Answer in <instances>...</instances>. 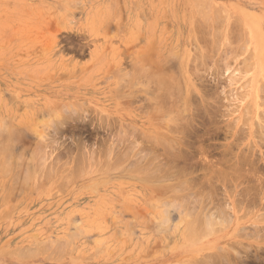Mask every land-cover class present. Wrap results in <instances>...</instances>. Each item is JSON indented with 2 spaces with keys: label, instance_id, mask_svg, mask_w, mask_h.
Here are the masks:
<instances>
[{
  "label": "rangeland",
  "instance_id": "1",
  "mask_svg": "<svg viewBox=\"0 0 264 264\" xmlns=\"http://www.w3.org/2000/svg\"><path fill=\"white\" fill-rule=\"evenodd\" d=\"M204 1L208 2L206 5L204 3L205 6L202 4L203 0H199L204 9L200 11L197 6L199 2L196 4L195 0H0V144L4 146L3 142L7 139L4 137L12 130L18 135L16 137L17 135L9 131L18 140L14 145L19 146H11L9 153L12 155L7 154L10 157L0 154V264H211L212 258L220 253L218 249L228 259L234 256L230 259L235 260L231 264H264V200L262 207L258 200L259 193H256L260 192L258 186L251 189L252 192L248 191L255 182L254 178L244 173L249 177L248 180L244 179V175L243 178H238L223 174L218 176L223 180L216 179L217 175L215 174V178V175L211 177L205 168L207 163L215 165L219 160L223 165L221 159H224L223 162H231L238 153L239 156L244 155L247 158L248 153L252 154L249 159L258 161L255 163L258 168L264 164V119L259 114L264 112H261L264 110V42L261 41H264V0ZM195 9L197 14L200 13L199 17L194 14ZM205 13L207 17H204ZM218 14L220 15L217 17ZM198 19L206 24H201ZM144 71L153 73L154 77L156 72L163 71L169 79L176 83L179 81L181 94L175 92L180 95L176 98L179 104L180 100L184 104L183 100L187 97L188 108L185 111V104L173 106L177 101H171L172 98V106L175 110L179 107L181 112H175L169 103L165 105L169 104L168 112L171 109L175 114L181 113L176 115L192 126L189 131L193 133L188 132L190 137L187 138L188 133L184 130L186 136L181 135L185 137L180 143L187 145L181 146V152L194 158L183 157L185 155L181 153L182 158L186 159H177L188 161L183 164L171 158L168 166V159L162 158L166 162L165 169L168 173L171 169L174 173L184 172L185 174L179 173L180 176H185L183 179L182 176L178 179V176L173 180L175 176L172 173L171 179L169 173V178L162 179L164 182L161 179L146 180L144 177L145 180H142L143 170H135L137 167L134 166L139 164L135 160L145 155L141 150L147 147V141L140 136L150 133L158 122L154 117L157 107L151 113L154 106L151 107L149 100L150 91L155 89L149 83L154 84L155 80L146 84L147 80L144 79L147 76L142 74ZM143 76L145 77L142 78ZM186 89L193 94H189ZM176 94L172 97L175 98ZM67 108H74L75 111L77 109L78 118L70 121L69 118L72 117H69L68 123L64 120L66 122L61 127L62 134L55 135L52 125H56L59 116L68 114ZM72 109L70 111L73 112ZM166 113L163 119L167 121ZM149 118L153 120L149 121ZM51 120L54 121L52 124ZM100 120L111 124V129H99ZM169 125L171 126L170 123ZM188 125L184 127H190ZM119 126L123 127V131L129 130L131 134L136 132V136L139 133L137 137L140 139L135 138L134 141L127 136L131 140L128 142L127 139L120 138L122 135L117 134ZM258 126H263V129ZM130 129L134 130L133 133ZM44 133L49 140L37 136ZM54 138L55 146L51 143ZM102 139H106L105 142ZM39 141L42 143L39 146L40 151L35 147ZM77 141L79 144H76ZM132 141L134 144L136 142L135 146ZM45 143L51 146L48 147ZM128 146L142 148V155L135 156L136 148L131 150ZM79 147H84V153H89H85L86 156L94 153L93 159L87 160L85 158L88 156H84V160L80 161L77 157L80 156ZM179 147L180 145L175 146L177 149ZM109 148L113 153H110V158L106 155ZM227 148H230L229 153ZM223 151H227V155ZM120 152H124L128 158L124 155V161H112V164L110 159L114 160L115 155ZM179 153L172 157L179 156ZM41 154L47 156L45 155L44 162L41 161L42 165L37 163L41 166L38 167L36 160L40 161L38 158ZM160 154L162 155V151ZM165 155L168 154L161 157H166ZM172 160L176 163H172ZM106 163H109V167ZM220 164H217L218 168H222ZM245 167L247 171L249 168ZM203 170L209 176L206 177ZM259 170L256 175L264 179V171L262 173ZM44 172L47 173L43 174ZM178 172L175 174L179 175ZM204 176L213 178L214 182L208 179L213 187L207 184L213 191L208 190V187L201 188ZM193 178L195 182L201 178L198 181L200 184H195V189L199 187L200 192H203H199V195L205 200L204 204L208 203L206 197L207 200L211 199L209 203L215 199L211 206L214 204L222 208L224 218H217L218 223L211 233L204 232L202 227L201 234L195 236L193 233V238L189 236L191 240L186 239L187 232L183 231L186 229L185 224L195 214H191V218L185 217L187 221L185 218L180 220V217L182 211L185 215L186 212L197 213L199 210L200 202L195 206L198 210L192 206L197 204V199L196 203L194 200L192 203L189 201L192 195H189V200L188 196L185 197L192 191L190 188L193 185L189 187L188 184L193 183ZM219 179L221 182L226 179L227 182H222V186ZM179 181H183V186L187 183L189 191L182 193L186 190L183 188L185 190L181 191L183 186L176 190ZM169 182L173 183L171 188L174 187V182L177 183L173 199L172 192H164V187L160 186L165 183L168 185ZM235 184L238 186L233 189ZM225 185L232 189L229 193L235 191L232 195L236 200L240 197L241 203L246 201L242 205L239 203L240 209L235 207L233 211L231 204L229 203L230 207L227 204V201L233 202L234 197L230 194L229 197L233 199L228 197L227 200L229 193L226 192L228 189ZM247 186L251 187L246 190ZM222 192L226 193V197ZM236 192H240L241 196ZM180 193L185 198H180ZM199 195L194 193V196ZM210 195H213L212 198ZM174 197L180 198L181 205L182 202H191V209L196 211L188 209L189 204H186L184 210L180 208L185 204H177L179 211L182 210L180 214L174 207L179 198ZM199 198L197 201L203 204L204 201ZM253 199H257L256 203ZM168 200L170 202L166 204ZM170 203L174 206H167ZM246 203L249 205L246 206ZM185 208L188 211L185 212ZM201 213V217H204L205 211ZM236 218L240 219L236 221ZM162 219L168 220L164 222ZM258 228H262V231L259 232ZM238 246L240 253L235 249ZM240 246L244 247L240 249ZM223 248H227L226 252L229 249V252H224ZM237 254L240 255L239 258Z\"/></svg>",
  "mask_w": 264,
  "mask_h": 264
},
{
  "label": "bare ground",
  "instance_id": "2",
  "mask_svg": "<svg viewBox=\"0 0 264 264\" xmlns=\"http://www.w3.org/2000/svg\"><path fill=\"white\" fill-rule=\"evenodd\" d=\"M195 1H197L196 4L199 2V0H195ZM200 1H201V0H200ZM208 1H209V0H208ZM206 2H207V1H206ZM206 2L203 0V3H202V2H201V3H202L203 5H204V3H205V5H206ZM207 4H208V2H207ZM199 5H200V2H199ZM199 5L197 4V6H198V10L201 11V9H202L201 6H203V5H200V7H201L200 9H199ZM205 5H204V6H205ZM197 6L195 5V8H196V9H197ZM207 6H208V5H207ZM203 8H204V7H203ZM208 8H209V6H208ZM196 9H195L194 14H195L196 12H198V11H196ZM203 10H204V9H202V11H203ZM200 11H199V12H200ZM205 11L207 12V10H205ZM205 11H204V12H205ZM201 13H202V12H201ZM213 13H216V14H217V12H213ZM194 14H193V16H194ZM196 14H197V13H196ZM198 14H200V13H198ZM198 14H197V16H198ZM205 14H206V15H204V17H205V16L207 17V13H205ZM201 15H202V14H201ZM201 15H200V17H201ZM219 15H220V14H218L217 17H218ZM197 16H196V17H197ZM198 17H199V16H198ZM202 17H203V15H202ZM208 18H209V17H208ZM213 18H214V17H213ZM200 19H201V18H200ZM200 19H198V20H200ZM202 19H203V18H202ZM204 19H206V18H204ZM215 20H216V19H215ZM203 21H204V20H203ZM195 22H196V20H195ZM201 22H202V20H200V23H201ZM205 22H206V21H205ZM214 22H215V21H214ZM219 22H220V20H219ZM202 23H204V22H202ZM202 23H201V24H202ZM208 23H209V22H208ZM216 23H217V22H216ZM204 24H206V23H204ZM197 25H198V24H197ZM193 26H194V25H193ZM210 26H211V25H210ZM195 27H196V26H195ZM204 27H205V26H204ZM193 28H194V27H193ZM206 28H207V27H206ZM195 29H197V27H196ZM254 29H255V28H254ZM199 31H200V30H199ZM205 31H206V30H205ZM208 31H209V30H207L206 32H208ZM202 32H203V31H202ZM260 33H261V32H260ZM207 34H208V33H207ZM194 35H195V33H194ZM197 35H198V34H197ZM203 36H204V35H203ZM207 36H208V35H207ZM200 37H201V36H200ZM260 40H261V39H260ZM258 41H259V40H258ZM261 41L264 42L263 39H262ZM141 54H142V53H141ZM195 56H197V55H195ZM198 56H199V55H198ZM206 56H207V55H206ZM201 58H203V57H201ZM201 58H200V59H201ZM194 59H195V58H194ZM191 60H192V59H191ZM201 60H202V59H201ZM203 60H204V59H203ZM134 68H135V66H134ZM149 71H150V70H149ZM149 71H148V72H145V71H144V73H142V74L145 75V76H147V77L144 79L145 81L147 80V81H146V84H147L149 81L151 82V80H152V81L155 80V81H154V84H153V82H152V83H149V84H151V86H155V89H153L154 87L152 88L154 91H152V90L150 91V97H149L150 99H149V100H150V102H151V104H152V106H151V105H150V106H151V107L154 106V108H151V110H150L151 113H152L153 110L156 109L155 107H157V109H156L157 113H156V115H155L154 117L156 118L155 121H158V122H157L156 126H154V127H155L154 129H151V126H152V125L150 126V129H151V132H150V133L147 132L148 134H146V135H145V134H144V135L142 134V136H140V137L142 138V140H143V138H144V140L147 141V147L145 146L146 148L143 149V150H141V149H142L141 147H140L141 149L134 147L135 144H136V142H135V144H134V141H136V140H134V139H135V138H136V139H138V138L140 139V137H137V136H139L140 134L137 132L138 134H137V136H136V135H135L136 132L133 133L134 130L132 131L131 129H130V130L132 131V133H133L134 135L131 134V132H130L129 130H127L128 132H127L126 130L123 131V130H122V128H123L122 126H123V125H122V126H119V128H118L119 130H118V133H117V134H118V135H119V134L122 135V136H120V138L122 137L124 140L127 139V136H130L129 139L134 140V141H132L134 146H128V149H129V147L131 148V150L136 148V150H137L136 153H137V154L135 153V154H136L135 156H137V155L141 156L142 153L145 152V155L143 154V156H141V159L138 160L137 158H140V157H137V158H136L137 161L135 160V162H138V163H139V164H138L139 166H138V165L134 166V167H137V168H135L136 171H137V169H142V170H143V171H141V173L143 174L142 178H143V177H144L145 179H146V178H147V179L151 178V179H154V180H157V181H158L159 179H161V180L163 179V180H164L165 177H168V176H169V173H170V178H171V174L173 173L172 176H175V177H173L174 179H173V178H171V179L175 180L178 176H179V177H178V179H179V178L182 176V175L180 176V174H185V173H184V172H183V173H180L181 171H180V172L177 171L178 174H179V173H180V174H179V175H176L175 173H177V172H175V173H174V172H171L172 169H171V171H169V173H168V170L165 169V167H166L165 163H166V162H163V161H164L165 159H168V162H167V163H168L167 166H168V165H169V161H171V158H172V159L175 158L174 160H176L177 158H178V159L180 158V160H185V159L187 158L186 156H189V154H187V153H186L187 155H186L185 153H182V152H183V151H182L183 149H181V146H182V147H183V146H187V145H185L186 143L183 142V143H184V145H183V143H180V142H181V141H184V137L186 136V134H184V133H186V132H187V133H188V132H189V133H190V132L193 133L192 131H189V130H191L192 126H191V125H188V124L186 123L187 120L184 121L185 119H181L179 116H177V115L181 114V113L177 114L178 111L181 112V110H178L179 107H177V110H175V107H173V106H175V105H176V106H178V105H180V106H181V105L184 106V104H185V107L183 108V110H184L185 108H188V107H186V103H187L186 98H187V97H185L184 100H183V101H184V104H182V101L179 99V100H180V104H179V102L177 101L176 98H179V97H177V96H180L179 94H181V91H180V88H181V87L179 88V86H180L179 83H180V82L177 81V83L179 82V83L177 84L176 82H174L173 80H171V78L169 79V77H168L167 75H165L163 71H158V73L156 72L155 77L153 76L154 74H153V73H149ZM150 72H151V71H150ZM171 72H172V71H171ZM145 73H148V74H145ZM179 73H180V71H179ZM187 73H188V72H187ZM132 74H133V73H132ZM152 74H153V75H152ZM182 74H183V73H182ZM148 75H149V76H148ZM150 75H152V76H150ZM119 76H120V74H119ZM132 76H133V75H132ZM134 76H135V75H134ZM145 76H143L142 78H144ZM173 76H174V75H173ZM183 76H184V75H183ZM136 77H137V75H136ZM148 77H150V79H149ZM117 78H118V77H117ZM129 78H130V77H129ZM172 79H173V78H172ZM118 80H119V79H118ZM121 80H122V79H121ZM134 80H135V79H134ZM134 80H133V81H134ZM119 81H120V80H119ZM123 81H124V80H123ZM126 81H127V80H126ZM133 81H132V82H133ZM136 81H137V80H136ZM139 81H140V80H139ZM142 81H143V80H142ZM175 81H176V80H175ZM180 81H181V80H180ZM181 82H182V81H181ZM127 83H128V82H127ZM130 83H131V82H129V84H130ZM137 83H138V82H137ZM139 83H140V82H139ZM184 83H185V82H184ZM193 83H194V82H193ZM134 84H136V83H134ZM187 84H188V83H187ZM121 85H122V84H121ZM127 85H128V84H127ZM132 85H133V84H132ZM142 85H143V84H142ZM178 85H179V86H178ZM181 85H182V84H181ZM263 85H264V84H263ZM118 86H119V85H118ZM133 86H134V85H133ZM136 86H137V85H136ZM136 86H135V87H136ZM187 86H188V85H187ZM259 86H260V85H259ZM259 86H258V87H259ZM138 87H139V86H138ZM141 87H142V86H141ZM188 87H189V89L191 90V85H190V84H189ZM188 87H187V88H188ZM261 87H263V86L261 85ZM261 87H260V88H261ZM120 88H121V87H120ZM123 88H124V87H123ZM125 88H126V87H125ZM260 88H258V89L261 90ZM150 89H151V88H150ZM189 89H188V90H189ZM136 90H137V89H136ZM148 90H149V89H148ZM182 90H183V88H182ZM186 90H187V89H186ZM188 90H187V91H188ZM263 90H264V88H263ZM117 91H118V90H117ZM126 91H127V90H126ZM126 91H125V92H126ZM183 91H184V90H183ZM191 91H192V90H191ZM191 91H188V93L192 95L193 93H192ZM123 92H124V91H123ZM175 92H176V93H179V92H180V93L177 95ZM193 92H194V91H193ZM200 93H202V92H200ZM256 93H257V91H256ZM259 93H260V92H259ZM175 94H176V97L173 98V97L175 96ZM195 94H197V93H195ZM261 94H262V92H261ZM139 95H140V94H139ZM182 95H183V97H184V96H185V93H183ZM172 96H173V97H172ZM258 96H259V95H258ZM120 97H121V96H120ZM129 97H130V96H129ZM183 97H182V99H183ZM192 97H193V96H192ZM263 97H264V96H263ZM134 98H135V97H134ZM144 98H145V97H144ZM171 98H172L173 100H171ZM190 98H191V97H190ZM190 98H189V99H190ZM260 98H262V97H260ZM127 99H128V97H127ZM130 99H131V98H130ZM146 99H147V98H146ZM146 99H145V100H146ZM174 99H176V100H174ZM198 99H199V98H198ZM203 99H204V98H203ZM203 99H201V100H203ZM131 100H132V99H131ZM170 100L173 101V102H175V101H177V102H175L176 104L173 103V106H172V102H171ZM256 100H257V97H256ZM260 100L263 101L264 99H263V100L260 99ZM142 101H143V100H142ZM168 101H169V102H168ZM188 101H189V100H188ZM191 101H192V100L190 99L189 102H191ZM203 101H204V100H203ZM205 101H206V100H205ZM257 101H258V100H257ZM121 102H122V100H121ZM148 102H149V101H148ZM127 103H129V105H130V102H129V101H128ZM143 103H144V102H143ZM146 103H147V102H146ZM166 103L171 104V106H172V107L170 106L171 109L175 110V112H177V113H176L177 115L175 114V112H171V111H172L171 109H170V111L168 112V110H169L168 108H169V107H167V106H168L169 104L165 105ZM177 103H178V104H177ZM203 103H204V102H203ZM263 103H264V102H263ZM58 104H59V103H58ZM131 104H132V102H131ZM207 104H208V103H207ZM209 104H210V103H209ZM209 104H208V105H209ZM259 104H260V103H258V106H259ZM261 104H262V103H261ZM52 105H53V104H52ZM121 105H122V104H121ZM262 105H263V104H262ZM69 106H70V105H68V108H69ZM77 106H78V104H77ZM77 106H76V107H77ZM126 106H127V105H126ZM130 106H131V105H130ZM143 106H144V105H143ZM163 106H164V108H167V110L164 109ZM58 107H59V105H58ZM123 107H124V106H123ZM146 107H147V106H146ZM161 107H162V108H161ZM199 107L201 108V106H199ZM205 107H206V106H205ZM263 107H264V106H263ZM61 108H62V107H61ZM68 108H67V109H68ZM132 108H133V107H132ZM138 108H139V107H137V109H138ZM143 108H144V107H143ZM208 108H209V107H208ZM71 109H72V108H71ZM71 109H68V111H67L68 114L65 113V114H62V117L59 116V117H58V120H56L58 115L56 116V119H54V120H56V125H52V126L55 128V129H53L54 131H52V132H54L55 135L62 134V128H63V125H64V123H65L66 121H67L66 123H68V122H69V119H70V121H72L74 118H78V117H77V116H78V115H77L78 113H76L77 109L75 108V109H76V111H75V110H73V109H74V108H73V109H72L73 112L70 111ZM152 109H153V110H152ZM162 109H163V110H162ZM201 109H202V108H201ZM260 109H261V108H260ZM64 110H65V109H64ZM143 110H144V109H143ZM146 110H147V108H146ZM164 110H165V112H164ZM185 110H186V109H185ZM185 110H184V111H185ZM202 110H203V109H202ZM205 110H207V109H205ZM258 110H259V109H258ZM79 111H80V109H79ZM144 111H145V110H144ZM148 111H149V109H148ZM263 111H264V110H262L261 112H263ZM77 112H78V111H77ZM166 112H167V113H166ZM182 112H183V111H182ZM203 112H204V111H203ZM205 112H207V111H205ZM140 113H141V112H140ZM154 113H155V112H154ZM165 113H166L167 121H166L165 118H164L165 120L163 119V116L165 117ZM168 113H169V114L171 113V115H169ZM172 113H174V114H172ZM263 113H264V112H263ZM263 113H259V114H261V116H262L263 119H264V114H263ZM74 114H76V116H75ZM59 115H61V114L59 113ZM63 115H64V116H63ZM153 115H154V114H153ZM150 116H152V115H150ZM167 116H168V117H167ZM169 116H173V117H170V118H169ZM201 116L204 117L203 115H201ZM69 117H72V118H69ZM54 118H55V117H54ZM66 118H67V119H66ZM68 118H69V119H68ZM179 118L181 119V121L179 120ZM150 119H151V118H149V121H150ZM259 119H260V118H259ZM64 120H66V121H64ZM152 120H153V118L151 119V121H152ZM163 120H164V121H163ZM182 120H183V121H182ZM30 121H31V120H30ZM51 121H52V120H51ZM178 121H179V122H182V123H179ZM203 121H204V120H203ZM53 122H54V121H52L51 124H52ZM165 122H166L167 124H164ZM184 122H185V123H184ZM187 122H188V121H187ZM189 122H190V121H189ZM200 122H201V121H200ZM258 122H260V120H259ZM99 123H100V124H99V127H98L99 129H100V128H101V129L104 128V129H109V130H110L111 127H112V125L109 124V123L106 122V121H101V120H100ZM169 123L171 124V126H170V125L168 126ZM177 123H179L180 125H179V124L177 125ZM120 124H121V123H120ZM186 124H187L188 126H190V127H187V128H189V129L185 128V127L187 126ZM189 124H190V123H189ZM200 124H202V123H200ZM118 125H119V124H118ZM163 125H164V126L166 125V126H165L166 128H165ZM260 125H261V124H260ZM124 126H125V125H124ZM184 126H185V127H184ZM263 126H264V123H263ZM263 126H262V127H263ZM5 127H6V125L4 126V128H5ZM61 127H62V128H61ZM125 127H126V126H125ZM129 127H130V126H129ZM152 127H153V126H152ZM167 127H168V128H167ZM169 127H170V129H169ZM201 127H202V126H201ZM258 127H261V126H258ZM262 127H261V129L264 128V127H263V128H262ZM1 128H2V127H1ZM9 128H10V127H9ZM126 128H127V127H126ZM164 128H165V129H164ZM196 128H197V127H196ZM2 129H3V128H2ZM51 129H52V128H51ZM124 129H125V128H124ZM136 129H137V128H136ZM166 129H167V130H166ZM259 129H260V128H259ZM0 130H1V129H0ZM7 130H8V129H7ZM164 130H166V131H164ZM184 130H185L186 132H184ZM187 130H188V131H187ZM9 131L11 132L12 130H9ZM9 131L6 133V134H7L6 136H5V134H4V136H5L4 138L6 139V137H7V139L5 140V142H3V143H5L4 146H2L3 144H2V145L0 144V145H1V146H0V152H1L0 154L3 153V155L5 154L6 157H7V156L10 157V156L12 155L11 152L9 153V150H12L13 146H15V145H14L15 142H18V140L15 139L16 137H18V135L15 134V133L12 131L11 133H14L15 135H17L16 137H14V134H13V135L10 134ZM115 131H116V130H115ZM17 132H18V131H17ZM43 132H44V131H43ZM181 132H182V133H181ZM257 132H259V130H257ZM260 132H261V131H260ZM3 133H4V132H3ZM8 133H9V134H8ZM54 133H53V135H54ZM142 133H143V132H142ZM144 133H145V132H144ZM189 133H188L187 136H186L187 138L190 137V136H188ZM194 133H195V132H194ZM229 133H230V132H229ZM262 133H264V130H262ZM44 134H45V133H44ZM44 134H41V136H40V135H37V134H36V135L39 136V137H41L42 139L45 138V139H48V140H49L48 136H47L46 134H45V135H44ZM178 134H180V136H181L182 134H184L185 136L183 135V136L180 137V136H177ZM198 134H199V133H198ZM198 134H197V135H198ZM233 134H234V133H233ZM256 134H257V133H256ZM1 135H2V134H1ZM42 135H44V136H42ZM132 135H133V136H132ZM194 135H195V134H194ZM197 135H196V136H197ZM230 135H231V134H230ZM263 135H264V134H262V136H263ZM37 136H36V137H37ZM45 136H46V137H45ZM134 136H135V137H134ZM196 136H195V137H196ZM198 136L200 137V135H198ZM13 137H14V138H13ZM118 137H119V136H118ZM233 137H234V136H233ZM145 138H146V139H145ZM262 138H264V136H263ZM2 139H3V137H2ZM2 139H1V140H2ZM123 139H120V140L122 141ZM129 139H127L126 141H128ZM194 139H195V138H194ZM194 139H193V140H194ZM16 140H17V141H16ZM39 140H40V139H39ZM102 140H103V139H102ZM105 140H106V139H105ZM105 140H103V142H105ZM124 140H123V142H124ZM131 140H129V141H131ZM198 140H199V139H198ZM2 141H3V140H2ZM37 141H38V139H37ZM50 141H51V140H50ZM54 141H55V138L53 139V141H52L51 143L54 144V143H55ZM117 141H118V139H117ZM129 141H128V142H129ZM145 141H143V142H145ZM40 142H41V141H39V143L35 146V147H37L38 149L40 148L39 146H41V144H42V143H40ZM53 142H54V143H53ZM103 142H102V143H103ZM106 142H107V141H106ZM191 142H193V141H191ZM0 143H2V142H0ZM35 143H36V142H35ZM77 143H78V141L76 142V144H77ZM121 143H122V142H121ZM39 144H40V145H39ZM45 144H47V143H45ZM78 144H79V143H78ZM122 144H123V143H122ZM144 144L146 145V143H144ZM144 144H143V145H144ZM187 144H188V143H187ZM20 145H21V144H20ZM34 145H35V144H34ZM47 145H48V144H47ZM82 145H83V144H82ZM176 145H177V146L180 145V147L177 149V148H175ZM230 145H231V144H230ZM230 145H228V146H230ZM232 145H233V144H232ZM11 146H12V148H11ZM42 146H43V145H42ZM49 146H51V145H48V147H49ZM54 146H55V144H54ZM80 146H81V145H80ZM192 146H193V144H192ZM228 146H227V147H228ZM15 147H19V146L17 145V146H15ZM77 147H78V145H77ZM81 147H82V146H81ZM81 147H79V151H80V152H79V154H78V155H80V156H77V157L80 158V161H81V159L84 158V156H86V154H89V153H86V152H85V153H86V154H85L84 151L82 150L84 147H83L82 149H81ZM143 147H144V146H143ZM37 148H36V149H37ZM44 148H45V147H44ZM52 148H53V147H52ZM189 148H190V147H189ZM195 148H196V147H195ZM230 148H231V147H230ZM230 148H229V149H230ZM16 149H17V148H16ZM32 149H33V148H32ZM36 149H35V150H36ZM50 149H51V148H50ZM53 149H54V148H53ZM175 149H177L176 151H178V150L181 149V150H180V153H179V151H178V153H179L180 155H179V156L177 155L176 157H172V156H174L173 154H175V155L178 154L176 151H174ZM187 149H188V148H187ZM224 149H225V148H224ZM229 149L227 148V151H228ZM22 150H23V149H22ZM22 150H21V151H22ZM35 150H34V151H35ZM44 150H45V149H44ZM84 150L86 151V149H84ZM93 150H94V149H93ZM126 150H127V149H126ZM140 150L143 151V152H141ZM145 150H146V151H145ZM188 150H190V149H188ZM203 150H204V149H203ZM231 150H232V148H231ZM253 150H256V149H253ZM30 151H31V150H30ZM39 151H40V149H39ZM89 151L91 152V150H89ZM89 151H88V152H89ZM107 151H109V152L106 153V155L108 154L109 156H108V155H107V156L110 158V153H111V152H110V151H111L110 148L107 149L106 152H107ZM161 151H162V155H163V156H164V154L166 153V154H168V155H165V156H166V157L169 156L170 159H169V158H166V157H161V156H162V155L160 154ZM181 151H182V152H181ZM227 151H226V152H227ZM229 151H230V150H229ZM229 151H228V153H229ZM35 152H36V151H35ZM94 152H95V151H94ZM112 152H113V151H112ZM124 152H126V151H124ZM124 152H123V153L120 152L121 154H120V153H118V154H116V155L114 154V155H115V157L113 156V157H114V160H112L113 158L110 159L111 163H112V161H113V163H114V162H117V161L119 162V161H122L123 159H126V158H124V155H125ZM223 152L226 153L225 151H223ZM231 152H232V151H231ZM12 153H13V151H12ZM32 153H33V152H32ZM37 153H38V152H37ZM97 153H98V152H97ZM127 153H128V152H127ZM181 153L184 154L185 156L181 155ZM224 153H223V154H224ZM253 153H254V151H253ZM7 154H10V156L7 155ZM21 154H22V153H21ZM33 154H34V153H33ZM92 154H94V153H92ZM92 154H90V156L87 155L88 158H85V159H87V160H89V159L92 160V159H93V158H92V157H93ZM111 154H113V153H111ZM119 154H120L121 156H120ZM232 154H233V152H232ZM235 154H236V153H235ZM238 154L240 155V153H238ZM243 154H245V153L243 152ZM5 155H4V156H5ZM34 155H35V154H34ZM41 155H42V156H41L40 158H38L39 156H38V157L36 156V157L38 158V160H40V161H37L36 159H34V161L36 160V165H37L38 162H39L38 165L41 163V161L44 162L43 159H45V155H46V154H41ZM104 155H105V154H104ZM130 155H131V154H130ZM202 155H203V153H202ZM226 155H227V153H226ZM239 155H236V158H235L234 160H231V162H230V160H229V161L227 160V161H224V162H223L224 159H221V163H224L223 165L220 164V160H219V162H217V161H218V160H217V161H216L217 163H216L215 165L212 164L210 161H208V162H210V164L207 163V165H206L205 168L207 169V171H208V173L210 174L211 177H213V176L216 174L217 177H216V175H215L213 178H215V177H216V179H217V178H221V180H223V179H222V177H218V176H220L219 174L228 175V176H234V175H235V176H237L238 178H243V175H244V177H245L244 179H245V180H248L249 177H250V178H254V179L257 178V179H255V180L253 179V181H255V182H254V184L251 185L252 187H251V186H247V187H246V188H247L246 190H248V189L251 187L248 191H251V192H252L251 189H256L257 186H258L260 192L258 191V192H256V193H259L260 199H258V200L260 201L259 203H260L261 206L263 207L262 203H263V200H264V179L261 178V177H259V176H257L258 174L256 175V172L260 169L259 171L263 173V171H264V164H263L261 167L258 168V165L256 166V164H257L258 161H257V162H253V161H254V160H253V159H254L253 157H252L253 159H249L250 156H251L252 154L248 153L247 155H249V157L247 158V156L242 155V151H241V155H242V156H239ZM46 156H47V155H46ZM82 156H83V157H82ZM87 156H86V157H87ZM99 156H101V155H99ZM127 156H128V155H127ZM127 156L125 155V157H127ZM135 156H134V157H135ZM170 156H171V157H170ZM180 156H181V157H180ZM182 156H183V157H186V158L183 159ZM224 156H225V155H224ZM229 156H230V154H229ZM232 156H234V155H232ZM31 157H32V155H31ZM55 157H56V156H55ZM59 157H60V156H59ZM59 157H58V158H59ZM101 157H102V156H101ZM108 157H107V158H108ZM111 157H112V156H111ZM160 157H161V159H160ZM190 157H193V158H194V156H191V155H190V156H189V159H190ZM202 157H203V156H202ZM234 157H235V156H234ZM3 158H4V157H3ZM19 158H20V157H19ZM21 158H24V157H21ZM46 158H47V157H46ZM91 158H92V159H91ZM99 158H100V157H99ZM105 158H106V157H105ZM127 158H128V157H127ZM162 158H164L163 161H162ZM181 158H182V159H181ZM16 159H17V158H16ZM27 159H28V158H27ZM31 159H32V158H31ZM41 159H42V160H41ZM54 159H55V158H54ZM76 159H77V158H76ZM103 159H104V158H103ZM178 159H177L176 161H178V162H183V161H180V160H178ZM6 160H7V159H6ZM6 160H5V161H6ZM17 160H18V159H17ZM22 160H23V159H21V161H22ZM46 160H47V159H46ZM83 160H84V159H83ZM83 160H82V161H83ZM225 160H226V159H225ZM5 161H4V162H5ZM31 161H33V160H31ZM49 161H50V160H49ZM77 161H78V159H77ZM80 161H79V162H80ZM103 161H105V159H104ZM123 161H124V160H123ZM126 161H127V160H126ZM176 161H173V160H172V163H173V162L176 163ZM186 161H188V160H186ZM186 161H184L183 164H184ZM189 161H191V160H189ZM9 162H11V161H9ZM14 162H15V161H14ZM25 162H26V161H25ZM55 162H56V161H55ZM97 162H98V161H97ZM107 162H108V160H107ZM162 162H163V163H162ZM197 162H198V161H197ZM197 162H195V163H197ZM201 162H202V161H201ZM0 163H1V162H0ZM16 163H19V162H16ZM16 163H15V164H16ZM102 163H103V162H102ZM109 163H110V162H109ZM109 163H108V164H109ZM111 163H110V164H111ZM113 163H112V164H113ZM170 163H171V162H170ZM191 163H192V161H191ZM214 163H215V162H214ZM255 163H256V164H255ZM6 164L9 165V163H6ZM42 164H43V163H41L40 165H42ZM103 164H104V163H103ZM108 164L106 163V166L109 167ZM197 164H198V163H197ZM197 164H196V165H197ZM200 164H202V163H200ZM200 164H199V165H200ZM217 164H220V166H221L222 168H218V165H217ZM34 165H35V164H34ZM38 165H37V166H38ZM94 165H95V164H94ZM114 165H115V164H114ZM134 165H135V164H134ZM186 165H187V164H186ZM202 165H204V164H202ZM216 165H217V166H216ZM259 165H260V163H259ZM19 166H20V164H19ZM103 166H104V165H103ZM111 166H112V168H113V165H110V167H111ZM172 166H173V165L171 164V167H172ZM184 166H185V165H184ZM200 166H201V165H200ZM204 166H205V165H204ZM204 166H203V167H204ZM245 166H248L247 169L249 168L247 171H246V169H245V168H246ZM3 167H4V166H3ZM38 167H41V166H38ZM57 167H58V166H57ZM114 167H115V166H114ZM189 167H190V166H189ZM193 167H194V166H193ZM196 167H197V166H196ZM0 168H1V167H0ZM4 168H5V167H4ZM4 168H2V171H4V170H3ZM7 168H8V167H7ZM15 168H16V167H15ZM19 168H20V167H19ZM24 168H25V167H24ZM119 168H120V167H119ZM121 168H122V167H121ZM167 168H168V167H167ZM173 168H175V165H174ZM181 168H182V167H181ZM183 168H184V167H183ZM198 168H199V167H198ZM201 168H202V166H201ZM205 168H204V169H205ZM223 168H224V170H223ZM225 168H226V169H225ZM233 168H234V169H233ZM16 169H17V168H16ZM41 169H43V166H42ZM50 169H51V168H50ZM55 169H56V168H55ZM58 169H59V168H58ZM102 169H103V167H102ZM109 169H110V168H109ZM179 169H180V167H179ZM206 169H205V170H206ZM17 170H18V169H17ZM74 170H75V169H74ZM182 170H183V169H182ZM186 170H187V169H186ZM192 170H193V169H192ZM192 170H190V171H192ZM205 170H203V171H205ZM7 171H8V170H7ZM7 171H6V174H7ZM39 171H40V170H39ZM55 171H56V170H55ZM104 171H105V170H104ZM114 171H115V170H114ZM136 171H134V172H136ZM174 171H175V170H174ZM184 171H185V170H184ZM190 171H189V172H190ZM200 171H201V170H200ZM37 172H38V171H37ZM40 172H41V171H40ZM56 172H57V171H56ZM68 172H69V171H68ZM116 172H117V171H116ZM194 172H195V171H194ZM205 172H206V171H205ZM260 172H258V173H260ZM1 173H2V172H1ZM27 173H28V172H27ZM27 173H26V174H27ZM29 173H30V172H29ZM29 173H28V175H31V174H29ZM38 173H39V172H38ZM46 173H47V172H46ZM46 173L44 172L43 174H46ZM48 173H49V171H48ZM186 173H187V172H186ZM208 173L206 172V174H207V175L205 174L206 177L209 176ZM217 173H218V174H217ZM244 173L248 174L249 177H248L247 175H246V176H247V177H246ZM23 174H25V173H23ZM70 174H71V172H70ZM135 174H136V173H135ZM174 174H175V175H174ZM192 174H193V172H192ZM192 174H191V175H192ZM203 174H204V173H203ZM8 175H9V174H8ZM16 175H17V174H16ZM28 175H27V176H28ZM35 175H36V174H35ZM68 175H69V173H68ZM137 175H138V174H137ZM140 175H141V174H140ZM212 175H213V176H212ZM40 176H41V175H40ZM49 176H50V175H49ZM205 176H204V180H202V181L200 180L201 178H198V179L201 181V183L203 182V186L201 185V188H203V187H208V188H210V189H208V190H212V191H213V188H212L213 186L210 184L213 178H212V179H211L210 177L205 178ZM1 177H2V176H1ZM13 177H14V176H13ZM32 177H33V176H32ZM37 177H38V174H37ZM46 177H47V176H46ZM50 177H51V176H50ZM183 177L185 178V176H182L181 179H183ZM202 177H203V176H202ZM24 178H25V177H24ZM26 178H27V177H26ZM137 178H138V176H137ZM144 178H143L142 180H145ZM168 178H169V177H168ZM168 178H167V179H168ZM227 178H228V177H227ZM227 178H226V179H227ZM246 178H247V179H246ZM17 179H18V178H17ZM147 179H146V180H147ZM167 179H165V180H167ZM205 179H206L207 181H209V183H207V181H206ZM208 179H210L211 181L208 180ZM226 179H225V180H226ZM228 179H229V178H228ZM163 180H162V181H163ZM168 180H170V179H168ZM191 180L193 181L194 178L191 179ZM191 180H190V181H191ZM199 180H197L196 182H198ZM221 180L219 179L220 183H221L222 186H223V183H222V182H227V180H226V181L224 180V181H222V182H221ZM250 180H251V179H250ZM27 181H28V180H27ZM184 181H185V180H184ZM228 181H229V180H228ZM17 182H18V181H17ZM22 182L24 183V181H22ZM141 182H142V181H141ZM163 182H164V181H163ZM181 182H182V184H183V181H179V184H178L179 186L177 187L176 190H178L179 187H180L179 189H181V186H183V185L181 184ZM196 182H195V180H194L193 183L190 182V183L188 184L189 187H190L191 185H193V186L191 187V188H193V189L190 188V190H192V191H191L192 194H191V193L189 194L190 191L188 190L189 188H188L187 183H185L186 186L184 185V186L182 187V189H181V191H182V190H185V189H183V188H186V190H185V191H182V193H186V191H189V192H188V195H186L185 197L187 198V196H188L187 200H189V198L192 197V199L189 200V201H191V202H192V200H194L193 202H195V200H196V199L198 200L199 197H200L199 200H200V199L203 200V198H201V196L199 195L200 193L203 194V192H200L201 189L199 190V187H198V189H195L196 186H197L198 184H200V182H198V183H196ZM205 182H206V184H204ZM212 182H214V181H212ZM230 182H231V180H230ZM230 182H229V183H230ZM27 183H28V182H27ZM145 183H146V182H145ZM171 183H172V182H171ZM171 183L169 182L170 185H169V184L167 185L166 183H165V184L163 183L164 185H160V186H163V187H164V192H165V191H168V190L171 191V192H172V193H171V194H172L171 199H173V196L176 195V194H175V192H176V191H175V188H176V186H177V183L174 182L175 184H174V187H172V188H171V186H173V183H172V184H171ZM233 183H234V182H233ZM236 183H237V182H236ZM242 183H243V182H242ZM20 184H21V183H20ZM24 184H25V183H24ZM24 184H23V185H24ZM28 184H29V183H28ZM160 184H162V183H160ZM180 184H181V185H180ZM195 184H197V185H195ZM207 184H210L212 187L207 186ZM226 184H227V183H226ZM231 184H232V183H231ZM243 184H244V183H243ZM243 184H242V185H243ZM249 184H250V183H249ZM165 185H167L168 187L170 186V187L168 188V187L165 186ZM194 185H195V186H194ZM213 185H214V184H213ZM232 185H234V184H232ZM232 185H230V186H232ZM235 185H236V184H235ZM21 186H22V185H21ZM237 186H238V185H236V187H234L233 189L237 188ZM244 186H245V185H244ZM253 186H254V187H253ZM158 187H159V186H158ZM158 187H157V188H158ZM166 187H167V188H166ZM226 187H227V186L225 185V188H226ZM248 187H249V188H248ZM159 188H160V187H159ZM173 188H174V189H173ZM187 188H188V189H187ZM211 188H212V189H211ZM22 189H23V188H22ZM194 189H195V191H193ZM203 189H204V188H203ZM226 189H228V188H226ZM226 189H225V190H226ZM157 190H158V189H157ZM173 190H174V191H173ZM198 190H199V191H198ZM206 190H207V189H206ZM225 190H224V191H225ZM229 190H232V189H228V191L226 190V192H228V193L231 192V191H229ZM239 190H240V189H239ZM246 190L244 189V191H246ZM160 191H162V189H161ZM197 191H198V192H197ZM202 191H203V190H202ZM212 191H211V192H212ZM233 191H234V190H233ZM233 191H232V193H229V194L227 193V194H228V195H227V200H229L228 197L230 196V194H231V195L233 194ZM237 191H238V190H237ZM240 191H241V190H240ZM242 191H243V190H242ZM244 191H243V193H244ZM248 191H246V192H248ZM254 191H255V190H254ZM254 191H253V192H254ZM179 192H180V190H179ZM193 192H194L195 194H198L199 197H198V196H194V193H193ZM199 192H200V193H199ZM234 192H235V191H234ZM159 193H160V192H159ZM161 193H163V191H162ZM167 193H169V192H167ZM177 193H178V192H177ZM182 193H180L181 195H180V194H177V195H180V198H182V197L185 198L184 195L182 196ZM205 193H206V192H205ZM209 193H210V192H209ZM212 193H213V192H212ZM222 193L225 194V197H226V193H225V192H222ZM236 193H237V192H236ZM236 193H235V195L237 196L238 193H237V194H236ZM239 194H240V192H239ZM239 194H238V195H239ZM241 194H242V193H241ZM247 194H248V193H247ZM165 195H166V194H165ZM165 195H164V196H165ZM189 195H192V196L190 197ZM205 195H206V194H205ZM205 195H204V196H205ZM254 195L256 196V195H258V194H254ZM181 196H182V197H181ZM193 196H194V199H193ZM202 196H203V195H202ZM210 196H211V195H210ZM212 196H213V195H212ZM212 196H211V198H212ZM214 196H215V195H214ZM216 196H217V195H216ZM239 196H241V195H239ZM242 196H245V195L242 194ZM248 196H249V195H248ZM168 197H169V196H168ZM168 197H167V199H169ZM195 197H197V198H195ZM205 197H206V196H205ZM230 197H231V196H230ZM230 197H229V198H230ZM232 197H234V196L232 195ZM249 197H250V196H249ZM262 197H263V198H262ZM174 198H177V197H174ZM178 198H179V197H178ZM178 198H177V199H178ZM180 198H179V201H176V204H175L176 206L172 205L171 203H170V205H167V206H169V207L174 206V207H176V208L178 209L179 206H177V204H178V205H181V204H179V202H180ZM207 198H208V197H206L205 199H206V201H208V203H209V199H210V198H209L208 200H207ZM239 198H240V197H239ZM239 198H238V200H236L235 197H234L235 202H234V200H233V202L230 200L232 203H231L230 201H229V202L227 201V204H229V203L231 204V207H232L233 211H234L235 207H238V209H240V204H239V203H241L240 201H242V200H239ZM161 199H162V198H161ZM165 199H166V198H165ZM216 199H217V198H216ZM230 199H233V198H230ZM240 199H241V198H240ZM242 199H244V198L242 197ZM251 199H252V197H251ZM174 200H176V199H174ZM182 200H183V199H182ZM182 200H181V201H182ZM197 200H196L197 204H196V205H195V204L192 205V206H194V208L197 207L198 202H200V203L202 204L201 201H197ZM210 200H211V199H210ZM212 200H213V202L210 201V202H211V203H209L210 205L206 202V203L208 204V207H207V204H206V205L204 204V203H205V200H203L204 202H203V204H202L201 206H200V203H199V210H200V211H199L197 208H196V209H197L200 213H198V211H197V213H193V212L190 213V211L187 213L186 211H188V210H187V208H185V209H186V210H185V212H186L185 215L183 214L184 211L181 210V211L183 212V213L181 214V211H179V210H180V209H183V210H184V207L186 206V204H187V206H188V204H189L190 206H188V209H189V208L191 209V207H192L191 204H192L193 202H192V203H191V202L188 203V201H187V203H186V202H185V203L182 202V205H183V204H185V205H183V207H181V206H182V205H181V206H180L181 208L178 209V211H179V213H180L182 216H184V217L181 216V217H180V220H181L182 218H185V217H186V218H191L190 215H191V214H192V215L195 214V215L192 216V220H191V219H188V220H191V221H189V222H187V223L185 222V223H186V224H185L186 227H184V228H186V229H185V231H183V232H187V233H186V236H185L186 239H187V238H188V239H191L190 237L193 238V237H194V236H193V233H195V236H196V234H199L200 232H202V231H201L202 227L204 228V229H202V230H204V232L207 231L208 233H211L212 229L214 230L216 224L218 223V222H216V221H217V218H219V219H223V218H224V217H223L224 214L222 213V210H223V209L221 208V209H222V210H221L220 208H218L217 205H214V204H213V206H211V204L214 203V200H215V199H212ZM253 200H254V202L256 203L257 199H256V200L253 199ZM183 201H186V199L183 200ZM217 201H218V200H217ZM221 201H222V200H221ZM236 201H239V202H236ZM244 201H245V200H244ZM169 202H170V201L168 200V202H166V204L169 203ZM171 202H172V201H171ZM173 202H175V201H173ZM196 202H195V203H196ZM245 202H246V201H245ZM245 202H244V203H245ZM247 202H248V201H247ZM249 202H251V201H249ZM164 203H165V202H164ZM164 203H163V205H165ZM216 203H217V202H216ZM216 203H215V204H216ZM219 203H221V202H219ZM219 203H218V204H219ZM242 203H243V202H242ZM242 203H241V205H242ZM244 203H243V204H244ZM173 204H174V203H173ZM230 204H229V207H230ZM237 204H238L239 206H238ZM247 204L249 205V203H246L245 205L247 206ZM252 204H253V202H252ZM257 204H258V202H257ZM257 204H256V205H257ZM204 205H205L206 207H205ZM225 205H226V204H225ZM236 205H237V206H236ZM256 205H255V206H256ZM187 206H186V207H187ZM195 206H196V207H195ZM209 206H210V207H209ZM213 207H214V208H213ZM224 207H225V206H224ZM227 207H228V206H227ZM229 207H228V208H229ZM241 207H242V206H241ZM176 208H173L174 211H176V210H175ZM192 208H193V207H192ZM210 208H211V209H210ZM212 208H213V209H212ZM260 208H261V207H260ZM163 209H164V208H163ZM173 209L171 210L172 212H173ZM196 209H191V210L195 212ZM207 209H209V210H207ZM236 209H237V208H236ZM263 209H264V207L262 208V210H263ZM167 210H168V209H167ZM218 210H219V211H218ZM260 210H261V209H260ZM164 211H165V210H164ZM204 211H205L206 214L204 213V217H205V219L203 220V219H202L203 216L201 217V215H203V213H201V212H204ZM210 211H211V213H210ZM223 211H224V210H223ZM241 211H242V210H241ZM243 211H244V210H243ZM235 212H236V210H235ZM179 213H178V214H179ZM224 213H225V212H224ZM178 214H177V215H178ZM196 214H197V215H196ZM225 214H226V213H225ZM164 215H165V212H164ZM187 215H188L189 217H188ZM235 215H236V214H235ZM238 216H239V215H238ZM162 217H163V216H162ZM204 217H203V218H204ZM186 218H185V220L187 221ZM228 218H229V217H228ZM236 219H237V218H236ZM238 219H240V218H238ZM238 219H237L236 221H238ZM162 220H163V219H162ZM167 220H168V219H167ZM167 220H165V221L163 220V221L166 222ZM202 220H203V221H202ZM251 220H252V219H251ZM182 221H183V220H182ZM182 221H181V223H182ZM233 221H234V220H233ZM231 222H232V221H230V223H231ZM259 222H260V221H259ZM220 223H221V221H220ZM230 223H229V224H230ZM182 224H184V223H182ZM221 224H222V223H221ZM202 225H203V226H202ZM222 225H223V224H222ZM235 225H236V224H235ZM218 227H220V226L218 225ZM218 227H217V228H218ZM237 227H238V224H237ZM217 228H216V229H217ZM224 228H225V227H224ZM242 228H243V227H242ZM263 228H264V227H263ZM255 229H256V228H255ZM258 229H259V228H258ZM260 229H262V228H260ZM260 229H259V232L262 231V230H260ZM240 230H241V228H240ZM181 231H182V230H181ZM216 231H217V233H218V230H215V232H216ZM238 231H239V230H238ZM238 231H236V232H238ZM242 231H243V230H242ZM256 231H257V230H256ZM204 232H203V233H204ZM259 232H258V233H259ZM258 233H257V234H258ZM200 234H201V233H200ZM213 235H214V233L212 234V237H213ZM215 235H216V234H215ZM237 235H238V234H237ZM242 235H243V234H242ZM260 235H261V234H260ZM260 235H259V238H260ZM262 235H263V234H262ZM189 236H190V237H189ZM200 236H201V235H200ZM200 236H198V237H200ZM254 236H255V235H254ZM198 237H197V238H198ZM239 237H240V234H239ZM248 237H250V236H248ZM256 237H257V236H256ZM261 238H263V237L261 236ZM249 239H250V238H249ZM182 240H183V239H182ZM191 240H192V239H191ZM252 240H254V239L252 238ZM256 241H259V240H256ZM44 243H45V242H44ZM53 243H54V242H53ZM53 243H52V244H53ZM237 243H238V242H237ZM52 244H51V245H52ZM240 244H241V243H240ZM48 245H49V244H48ZM53 245H54V244H53ZM55 245H56V244H55ZM230 245H231V244H230ZM238 245H239V244H238ZM242 245H243V244H242ZM57 246H58V245H57ZM57 246H56V247H57ZM59 246H61V245H59ZM233 246H235V245H233ZM246 246H247V245H246ZM43 247H44V246H43ZM63 247H64V246H63ZM243 247H244V246H243ZM243 247H242V248H243ZM249 247H250V246H249ZM27 248H28V247H27ZM232 248H233V247H232ZM234 248H235V247H234ZM238 248H239V246H238L237 248H235V249H238ZM242 248H241V246H240V249H242ZM254 248H256V247H254ZM262 248H263V247H262ZM223 249H224V252H226V249H227V248H226V249L223 248ZM223 249H222V250H223ZM235 249H234V250H235ZM248 249H249V248H248ZM53 250H54V249H53ZM231 250H233V249H231ZM245 250H246V249H245ZM44 251H46V250H44ZM54 251H55V250H54ZM62 251H63V249H62ZM218 251H219L220 253H218V254L215 253V254H217V255H215V257H213V255H212L213 258H212V260H211V264H220V263H221V264H224V261H225V264H227L226 262H228L229 264L233 263V262H231V261H233L234 259H232V260H230V259H231L232 257H234V256H231V255L228 253V255L231 256V258L228 259V258H227V257H228L227 255H226V257H225V254H223V253L221 254V249H218ZM237 251H239V249H238ZM243 251H244V250H243ZM256 251H257V250H256ZM227 252H229V249H228ZM227 252H226V253H227ZM257 252H258V251H257ZM66 253H67V252H66ZM231 253H232V252H231ZM239 253H240V251H239ZM28 254H29V252H28ZM235 254H236V253H235ZM254 254H255V253H254ZM32 255H33V254H32ZM32 255H31V256H32ZM62 255H63V254H62ZM238 255H239V254L236 255L237 258H239ZM26 256H27V255H26ZM57 256H58V255H57ZM205 256H206V255H205ZM230 256H229V257H230ZM239 256H240V255H239ZM247 257H248V256H247ZM254 257H255V256H254ZM245 258H246V257H245ZM43 259H45V258H43ZM206 259H209V258H206ZM252 259H253V258H252ZM196 260H197V259H196ZM196 260H195V261H196ZM201 260L203 261L204 259H201ZM238 260H239V259H238ZM240 260H241V259H240ZM242 260H243V259H242ZM234 261H235V260H234ZM198 262H201V261H198ZM203 262H205V261H203ZM230 262H231V263H230ZM263 262H264V261H263ZM191 263H192V262H191ZM205 263L207 264V262H205ZM236 263H237V262H236ZM236 263H235V264H236ZM240 264H243V262L240 263Z\"/></svg>",
  "mask_w": 264,
  "mask_h": 264
}]
</instances>
